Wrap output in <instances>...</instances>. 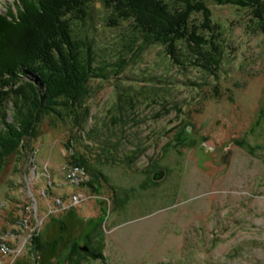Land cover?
I'll list each match as a JSON object with an SVG mask.
<instances>
[{
	"label": "rangeland",
	"instance_id": "1",
	"mask_svg": "<svg viewBox=\"0 0 264 264\" xmlns=\"http://www.w3.org/2000/svg\"><path fill=\"white\" fill-rule=\"evenodd\" d=\"M14 3L0 0V13ZM203 3L208 20L188 23L222 33L214 71L185 45L180 63L163 44L129 47L151 8L115 21L90 5L107 77L89 81L79 130L75 115L47 116L2 161L0 264H68L74 245L81 264H264V31L254 10Z\"/></svg>",
	"mask_w": 264,
	"mask_h": 264
},
{
	"label": "trees",
	"instance_id": "2",
	"mask_svg": "<svg viewBox=\"0 0 264 264\" xmlns=\"http://www.w3.org/2000/svg\"><path fill=\"white\" fill-rule=\"evenodd\" d=\"M215 1L222 6L254 10L264 31V0ZM97 2L110 11L115 21L130 19L119 17L122 9L140 17L147 16L150 8L154 12L150 24L136 20L139 32L132 33L133 38L126 44L129 47L144 42L163 44L171 49L172 59L180 63L178 53L185 45L189 62L194 59L196 66L208 71L221 67L226 46L222 33L206 26L208 32L198 35L196 26L189 27L188 20L194 12L203 13L208 20L210 12L203 0H17L16 13H0V170L2 161L15 153L26 138L35 137L45 117L56 115L64 120L75 115L77 130L82 127L80 117L87 116L84 101L89 81L106 78L110 67L102 64L95 48L100 44L90 5ZM119 71L117 68L116 75ZM137 93L143 98L157 95L155 88H142ZM7 103H12L10 122ZM76 108L81 115L74 112ZM79 156L75 157L77 164L86 167L85 156ZM31 244L34 256L44 248L39 247L35 237ZM73 247L65 260L81 264V252L76 245Z\"/></svg>",
	"mask_w": 264,
	"mask_h": 264
},
{
	"label": "water",
	"instance_id": "3",
	"mask_svg": "<svg viewBox=\"0 0 264 264\" xmlns=\"http://www.w3.org/2000/svg\"><path fill=\"white\" fill-rule=\"evenodd\" d=\"M161 177H162V174L157 173V174L154 176V179H155V180H158V179H160Z\"/></svg>",
	"mask_w": 264,
	"mask_h": 264
}]
</instances>
